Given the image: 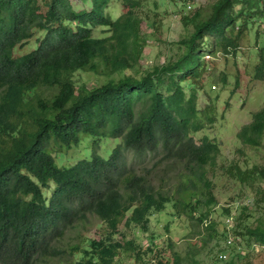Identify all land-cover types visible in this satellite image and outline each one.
Here are the masks:
<instances>
[{
    "label": "trees",
    "instance_id": "16d2710c",
    "mask_svg": "<svg viewBox=\"0 0 264 264\" xmlns=\"http://www.w3.org/2000/svg\"><path fill=\"white\" fill-rule=\"evenodd\" d=\"M85 1L76 7L71 0H0V264L59 257L56 241L87 212L103 220L108 233L120 222L147 229L149 215L169 199L135 167L149 156L182 162L173 204L191 217L202 201L193 202L195 195L204 194L205 205L216 200L207 172L219 143L207 134L194 136L204 127L202 117L214 120L209 104H198L209 68L205 54L235 52L248 26L264 19V0H211L207 10L199 6L184 14L191 30L176 41L180 51L139 75L124 71L139 63L147 43L142 0H121L116 17L106 10L111 0ZM36 31L42 34L35 47L15 53ZM257 52L254 76L264 78V44ZM79 70L104 80L88 86L74 77ZM218 79L224 83L226 75ZM83 135L90 138L88 157L57 164L51 143L71 148ZM237 136L252 146L262 144L264 107L252 112ZM104 137L117 139L108 155L100 151ZM233 165L240 181L254 173L264 181V164ZM253 202H242L238 217ZM223 210L231 214L228 206ZM207 214L201 211L197 220L206 224ZM237 232L264 251L263 221ZM228 235L234 240L231 231ZM134 246L133 239L110 234L90 238L76 250L78 258L65 264H116L119 251ZM166 248L170 258L159 257L158 264H182L171 241ZM220 257L221 264H254L248 252ZM193 263L200 264L195 258Z\"/></svg>",
    "mask_w": 264,
    "mask_h": 264
},
{
    "label": "rangeland",
    "instance_id": "374dc122",
    "mask_svg": "<svg viewBox=\"0 0 264 264\" xmlns=\"http://www.w3.org/2000/svg\"><path fill=\"white\" fill-rule=\"evenodd\" d=\"M71 1L76 7L86 6L87 3L85 0ZM210 1L142 0L139 9L143 17L141 31L147 43L139 63L125 69L124 72L139 75L154 62L162 61L170 54H177L180 48L176 41L188 35L191 30V24L184 22L182 16L192 14L199 6L202 10H207ZM122 7L121 0H111L106 10L112 17H116ZM260 20L248 26L235 52L224 54L217 51L214 54H205L209 68L202 77L203 89L199 92L198 104L200 106L209 104L207 107L214 120L208 122L202 117L204 127L195 132L194 136L199 138L207 134L219 143V154L207 172L213 184L215 202L205 205L204 194L195 195L192 198L193 202L197 197L202 201L191 217L188 210L173 204L177 197L175 190L182 162L176 159L163 160L159 155L149 156L135 167L169 199L161 210L149 215L147 229L120 222L114 233H108L106 223L94 213L87 212L84 217L77 219L68 227L64 235L56 241V245L62 251L60 256L49 257L41 264H65L67 261H74L81 253L76 250L86 245L90 238L99 239L109 234L120 241L133 239L135 244L133 248L119 251L116 264H158L159 257L170 256L166 248L168 241H171L173 248L181 254L182 264H194L193 258L200 264H221L223 258L219 254L222 250L226 253L225 258L248 252L254 264H264V251L255 246L253 239L247 234L237 232V230L243 232L245 226H254L259 221L264 222V181L254 173L249 178L251 181L242 182L233 173V164L248 169L254 165L264 164V136L259 146L243 143L237 136L240 126L250 121L252 112L261 106L264 107V78L254 76L255 65L259 60L257 50L259 45L264 44V19ZM41 34V31H36L26 44L16 47L15 53H22L35 47V38ZM221 73L226 75L224 83L218 79ZM74 77L79 82L85 81L88 86L104 80L103 75L86 70L77 71ZM42 89L47 91L41 87L37 88ZM89 140L88 135H83L79 144L71 148L51 143L56 163L67 166L77 158L88 157ZM116 141L115 138L104 137L100 142V151L108 155ZM130 159L128 156V162ZM248 173L251 175L250 171ZM251 198L254 202L238 217L241 213L240 204ZM227 206L232 213L235 210L236 218L233 217L225 224L227 215L223 207ZM203 210L208 211L205 217L206 224L203 220H197V216ZM210 224L213 229L207 227ZM228 231H231L234 237L231 244L225 243Z\"/></svg>",
    "mask_w": 264,
    "mask_h": 264
},
{
    "label": "built area",
    "instance_id": "2783aa9c",
    "mask_svg": "<svg viewBox=\"0 0 264 264\" xmlns=\"http://www.w3.org/2000/svg\"><path fill=\"white\" fill-rule=\"evenodd\" d=\"M249 199H247V200H245V201H243V202H247ZM234 211V210H233ZM234 216H233V213L231 212V214H229V215H227L226 216V218H225V223L227 224L229 221H231V219L233 218ZM229 220V221H228ZM233 241V238H232V236H230V235H228V237H227V239L225 238V243L226 244H230L231 242ZM264 247V246H263ZM225 253H223V254H220V256H222V257H225Z\"/></svg>",
    "mask_w": 264,
    "mask_h": 264
}]
</instances>
